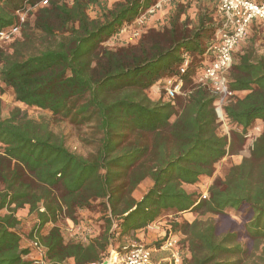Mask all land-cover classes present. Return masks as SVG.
Masks as SVG:
<instances>
[{
  "label": "trees",
  "instance_id": "1",
  "mask_svg": "<svg viewBox=\"0 0 264 264\" xmlns=\"http://www.w3.org/2000/svg\"><path fill=\"white\" fill-rule=\"evenodd\" d=\"M25 1L0 0V31L14 23ZM158 1L121 0L108 8L101 0H49L10 52L0 48V88L12 89L28 107L92 126L97 143L88 156L77 154L46 122L20 110L3 118L0 101V264H35L27 258L30 250L22 248L16 216L26 206L39 219L29 237L41 242L55 264L70 259L101 264L117 234L126 237L167 213L193 210L216 219L173 222L172 232L184 235L189 252L182 264H264V130L250 157L209 187V199L188 191L212 179L216 165L243 147L236 129L246 133L264 122V56L246 51L230 72V89L246 93L224 107L237 146L218 132L217 97L209 87L193 84L192 93L174 105L147 95L157 82L179 72L184 54L192 57L185 76L192 80V69L206 61L222 20L216 27L205 11L187 30L186 21L180 22L184 7L173 2L169 29L150 31L135 45L104 47ZM94 6L98 13L92 18ZM148 179L152 186L137 200L135 191ZM97 202L105 230L96 239L65 242L58 226L41 235L60 215L77 222V212ZM4 209L9 213L2 215ZM229 209L242 213L241 224L226 215Z\"/></svg>",
  "mask_w": 264,
  "mask_h": 264
},
{
  "label": "rangeland",
  "instance_id": "2",
  "mask_svg": "<svg viewBox=\"0 0 264 264\" xmlns=\"http://www.w3.org/2000/svg\"><path fill=\"white\" fill-rule=\"evenodd\" d=\"M103 4L108 6V8H112L117 2L121 0H101ZM175 2V1H173ZM173 2L163 3L162 6L155 11L154 14L148 15L144 23L138 24L136 18L132 23L127 26H130L127 31H123L121 34L113 37L109 41L104 44V47L109 49H117L121 47L131 46L139 43L142 39L143 35L148 34L150 31H163L170 28V20L172 13L170 9L173 7ZM1 3V2H0ZM158 3V2H157ZM215 0H189L186 3H182L184 7V13L180 17V22L187 23V30H191L197 25L198 18L201 13L207 11L211 14L215 22V26L218 27L220 25V21L222 20L220 14L218 13V8ZM98 9L97 7H92L90 10V16L92 18L97 17ZM34 19V18H33ZM30 20V21H33ZM123 30V29H122ZM138 34V35H136ZM20 38V37H19ZM18 39V38H17ZM14 40L11 43L2 44L0 48L4 49L6 52L11 51V45L17 41ZM253 51L254 54L258 56H264V26H258L257 28H250V33L248 37L237 47L234 61L235 59H239V55H242L246 51ZM236 60V61H237ZM192 76L195 74L196 69H192ZM188 77L185 78V85L187 88H190L193 85L192 80H187ZM2 89V91H1ZM245 92H239L237 98H242L245 96ZM147 95L153 101L163 100V94H159L157 83L147 91ZM0 101L2 104V117L8 118L11 114L20 110L22 114H25L28 118L39 121L46 122L49 124L50 128L59 136L63 137L67 147L80 155L88 156L96 150V136L94 135V130L92 126H76L71 124L68 121L61 119L60 117H54L51 112L42 110L35 107H28L23 103H20L16 100L14 92L12 89L7 87L0 88ZM164 101V100H163ZM254 126H258L261 128V133L258 138L262 135L264 130V122L257 121ZM253 126V127H254ZM253 127L250 128L246 133H243L241 129H236L234 131L235 134H240L244 138V144L241 149L235 153L234 155H229L221 160L215 169V173L212 179H207L194 187L188 188V191H196L201 192L206 187H210L216 179H224L225 173L227 169L232 166L240 165L244 159L250 157V152L247 149L249 140L247 139V135L249 133H253ZM218 132L222 136H227L229 141L235 142L237 146H239V139L235 137V134L231 131V125L229 122H218ZM257 136V135H256ZM253 136V139L256 137ZM145 182H143L137 190L140 191L145 190ZM2 189V185L0 184V191ZM136 190V191H137ZM134 193V197L139 199L140 193ZM99 202L95 203V206L90 210H80L75 215L77 222H73L69 218L64 215H60L56 224L49 222L44 226V229L41 232V235H46L48 231L58 226L61 230L62 236L65 242H89L90 240L96 239L101 235L104 228V222L102 221V217L104 216V211L101 206L98 205ZM43 211V209H41ZM2 215L9 213L8 209H4ZM227 216L241 224L242 213L236 210L229 209L226 212ZM16 216L19 220V231L22 235V248L29 249L30 254L27 256L30 260L41 261V253L39 247L41 246V242L35 237L33 240L29 237L33 228L36 224L39 223V219L36 213L30 212L29 206L19 209L16 212ZM162 224L159 225L160 228L164 229L165 234L159 236L158 230H150L148 228L131 233L129 236L120 237L118 234L115 237L114 247L110 248L109 254L104 258L105 260L116 256L119 254L118 252L120 247L130 246L133 247H145L149 248L152 251V264H171L172 263V252L169 250H162L157 248L158 243L164 244L165 240L169 237V233L173 235V238L178 241V249L181 252V257L188 256L187 245L184 243V235L182 233L174 234L171 230L173 222H194L195 220H209L216 219L215 216L211 214H202L201 211L186 212L181 214H173L167 213L161 217ZM90 227H96L95 229ZM115 227V226H114ZM158 227V226H157ZM114 228L113 230H115ZM243 240L242 242L247 245V247L252 249V244L248 240ZM65 264H75V262L70 259Z\"/></svg>",
  "mask_w": 264,
  "mask_h": 264
},
{
  "label": "built area",
  "instance_id": "3",
  "mask_svg": "<svg viewBox=\"0 0 264 264\" xmlns=\"http://www.w3.org/2000/svg\"><path fill=\"white\" fill-rule=\"evenodd\" d=\"M186 3L189 0H159L153 7L142 13L137 23H144L148 15L154 14L163 3L166 2ZM218 3V13L222 18L220 29L215 40L207 51V58L203 65L196 69L192 76L194 85L207 86L216 95V113L218 122L228 123L224 113V107L232 102H236L239 92L230 89V72L234 64V56L237 47L248 37L250 28L254 23L264 26V1L256 0H216ZM49 5V0H39L31 2L26 0L24 5L15 12L14 23L0 31V46L11 43L22 34L24 26L34 18L39 8ZM130 26L123 27L120 31H127ZM138 35V34H136ZM192 65V57L189 54L183 55V61L179 66V72L171 77L157 82L159 94H163L165 102L175 104L178 97H185L192 93V88L185 85V76ZM193 86V85H192ZM254 132L246 137L249 140L247 149L251 153L255 141L261 133V128L253 127ZM257 135V136H256ZM253 136H256L253 139ZM209 199V186L201 191L199 200ZM41 261L33 260L35 264H55L52 263L46 253L45 247L40 244ZM178 241L169 233V237L162 244V250L172 252L171 264H182L181 252ZM57 264V263H56ZM65 264V263H60ZM101 264H152V251L145 247H133L124 254H116L110 259L104 260Z\"/></svg>",
  "mask_w": 264,
  "mask_h": 264
},
{
  "label": "crops",
  "instance_id": "4",
  "mask_svg": "<svg viewBox=\"0 0 264 264\" xmlns=\"http://www.w3.org/2000/svg\"><path fill=\"white\" fill-rule=\"evenodd\" d=\"M145 184H146V186H145V190L143 189V191L142 190H140V191H136V193L137 192H139L140 193V197H139V199H137V200H140L141 198H142V196L146 193V191L152 186V181L150 180V179H148V180H146L145 181ZM162 218H160L158 221H156L153 225H151L150 227H148V229H150V230H158V232H159V236H162V235H164L165 234V232H164V229L163 228H160L159 227V225L160 224H162ZM158 226V227H157Z\"/></svg>",
  "mask_w": 264,
  "mask_h": 264
}]
</instances>
